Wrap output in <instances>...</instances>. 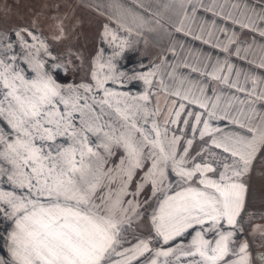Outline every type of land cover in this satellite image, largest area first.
<instances>
[{"label":"snow or ice","instance_id":"snow-or-ice-1","mask_svg":"<svg viewBox=\"0 0 264 264\" xmlns=\"http://www.w3.org/2000/svg\"><path fill=\"white\" fill-rule=\"evenodd\" d=\"M134 4L86 5L116 24L87 79L56 76L79 69L37 21L0 29V264H252L236 238L264 169V0ZM161 20L158 62L121 70L118 33Z\"/></svg>","mask_w":264,"mask_h":264},{"label":"rangeland","instance_id":"rangeland-1","mask_svg":"<svg viewBox=\"0 0 264 264\" xmlns=\"http://www.w3.org/2000/svg\"><path fill=\"white\" fill-rule=\"evenodd\" d=\"M73 6L72 8H70ZM84 6L81 1L73 0H0V29L7 31L17 26H31L33 21L38 22L39 31L47 38L50 47L61 62L65 59L72 61L71 69L78 68L74 74H65L63 70H56V76L61 80L87 79L92 67V58L98 48L107 49L105 56L111 54L109 45L101 44L98 36L101 27L107 21H90L84 15ZM58 18L64 19L67 31V39L62 41L54 40L57 34ZM93 22V23H92ZM75 26V27H74ZM74 28V30H73ZM129 53L119 61V68L125 72L143 71L144 66H150L153 61L158 62L161 54H150L139 51L145 50L138 46L132 39ZM150 49V48H149ZM153 50V49H152ZM133 91L142 87L141 82L130 86ZM248 214V218H252ZM264 217V216H263ZM245 219V223L251 224V219ZM264 223V218L261 219ZM4 225H0V235L3 234ZM252 234V231H249ZM251 239L253 249L264 248V230L254 231ZM255 251V250H254ZM261 264V262H257Z\"/></svg>","mask_w":264,"mask_h":264},{"label":"crops","instance_id":"crops-1","mask_svg":"<svg viewBox=\"0 0 264 264\" xmlns=\"http://www.w3.org/2000/svg\"><path fill=\"white\" fill-rule=\"evenodd\" d=\"M73 1L82 2L85 12L84 15L89 17L90 21L93 22L102 21L103 23L104 21H107L106 23H110L105 16L98 14L96 11H94L92 7L86 6V5H95L98 3H106V0H73ZM123 2L126 5H131L133 7H136V5L134 4V0H123ZM72 7L73 6H71L70 8ZM160 23L162 27L157 28L155 31L152 32L145 31L143 35H137L135 30L130 34H125L122 31H120L118 34L121 37L126 38L128 40L132 39L135 43L138 44L139 47L145 49L143 51H139V53L143 52L150 54H156V53L161 54L162 51L168 47L169 42L172 39V37L168 35V32H171L172 29L166 20H161ZM110 27L115 29L116 28L115 22H111ZM129 52L130 51H127L126 53ZM245 211L247 214H250L251 216L254 217L250 218L251 224L249 223L246 224L244 222L243 224L244 231L240 236L236 238L237 244H239L243 240H246L249 245V251L252 254V258H253L252 264H258L255 258L257 249L252 248L251 239L253 236L250 235H253L255 229L257 228H259L260 234L261 231L264 230V223L261 222V219L264 216V169L261 168L259 162H257L256 166L254 167L253 174L250 178V192H249V197ZM249 231H252V234H249Z\"/></svg>","mask_w":264,"mask_h":264},{"label":"flooded vegetation","instance_id":"flooded-vegetation-1","mask_svg":"<svg viewBox=\"0 0 264 264\" xmlns=\"http://www.w3.org/2000/svg\"><path fill=\"white\" fill-rule=\"evenodd\" d=\"M260 250H262V251H260ZM258 253H264V248H259V249L256 250V256H255V258H256L257 262H260L258 260V255H257Z\"/></svg>","mask_w":264,"mask_h":264}]
</instances>
